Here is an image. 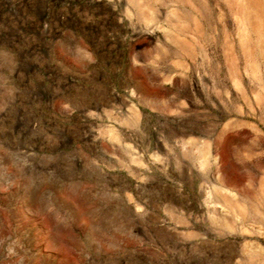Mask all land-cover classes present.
Returning a JSON list of instances; mask_svg holds the SVG:
<instances>
[{"label": "rangeland", "instance_id": "374dc122", "mask_svg": "<svg viewBox=\"0 0 264 264\" xmlns=\"http://www.w3.org/2000/svg\"><path fill=\"white\" fill-rule=\"evenodd\" d=\"M0 264H264V0H0Z\"/></svg>", "mask_w": 264, "mask_h": 264}]
</instances>
